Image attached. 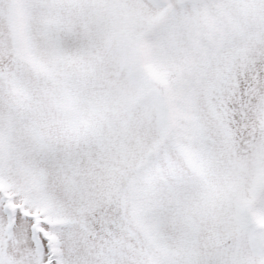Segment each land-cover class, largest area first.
Wrapping results in <instances>:
<instances>
[{
    "label": "snow or ice",
    "instance_id": "snow-or-ice-1",
    "mask_svg": "<svg viewBox=\"0 0 264 264\" xmlns=\"http://www.w3.org/2000/svg\"><path fill=\"white\" fill-rule=\"evenodd\" d=\"M0 264H264V0H0Z\"/></svg>",
    "mask_w": 264,
    "mask_h": 264
}]
</instances>
